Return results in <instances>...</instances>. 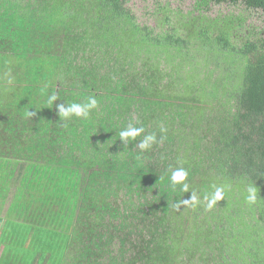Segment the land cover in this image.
I'll use <instances>...</instances> for the list:
<instances>
[{
  "label": "trees",
  "instance_id": "obj_1",
  "mask_svg": "<svg viewBox=\"0 0 264 264\" xmlns=\"http://www.w3.org/2000/svg\"><path fill=\"white\" fill-rule=\"evenodd\" d=\"M217 21L182 38L125 0H0V264H228L239 235L264 264V40L235 48Z\"/></svg>",
  "mask_w": 264,
  "mask_h": 264
},
{
  "label": "rangeland",
  "instance_id": "obj_2",
  "mask_svg": "<svg viewBox=\"0 0 264 264\" xmlns=\"http://www.w3.org/2000/svg\"><path fill=\"white\" fill-rule=\"evenodd\" d=\"M125 7L133 14L137 24L146 26L154 34L161 35L174 30L177 36L185 38L188 33L185 25L191 18H198V27H203L202 23H212L215 20H218L217 28L224 25V21L234 22L232 43L235 48H239L246 40L253 42L264 40V14L259 10L248 9L243 4H214L212 0H125ZM198 27L191 28L198 29ZM215 34H218L217 30ZM195 49L192 47V52H196ZM7 204L8 202L5 207ZM217 225H222L217 226L219 229H229L228 225L224 227L222 221ZM236 225L231 227L235 231ZM239 237L238 241L242 245L243 252L235 248L236 257L228 260V264H253L255 251L251 247L252 242L246 240L245 235ZM216 254L217 252L213 253V256Z\"/></svg>",
  "mask_w": 264,
  "mask_h": 264
},
{
  "label": "clouds",
  "instance_id": "obj_3",
  "mask_svg": "<svg viewBox=\"0 0 264 264\" xmlns=\"http://www.w3.org/2000/svg\"><path fill=\"white\" fill-rule=\"evenodd\" d=\"M56 99L55 95H52L50 98H48L47 100V104L49 106H51V103L53 100ZM89 102L84 105L81 106L78 103H70V107L65 110L63 107H60V114L61 117H66L69 115V113H74L77 116H83L84 119L88 118V109L89 108H96L98 105V101L96 98H91V96L88 97ZM29 116L34 115V113L29 112L28 113ZM145 129L143 127H132L129 128L126 131H120L119 132V136L121 138H128V140H132L133 138L137 137L140 135V133L144 132ZM161 131H166V129L162 128ZM165 139V137L161 136V141L163 142V140ZM149 141H155V133L148 135L143 142H141L139 144V148L141 150L147 148L149 146ZM188 176V172L184 169V168H178L174 171H172L171 173V186L174 189L175 185L181 183L182 181H184ZM182 191H187V187L185 185L182 186ZM248 195L246 197V202L248 204H254L257 201V189L253 186H249L248 188ZM224 199V189L222 187H216L215 191L209 196V195H205L204 196V200L207 202L206 203V209L205 210H211L214 205L216 204L217 201ZM180 203H183L185 206L187 205H191L193 207H195L199 201H197L195 195L191 198L190 201H182V202H178L175 205V208L178 209L180 206Z\"/></svg>",
  "mask_w": 264,
  "mask_h": 264
}]
</instances>
